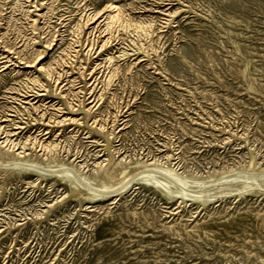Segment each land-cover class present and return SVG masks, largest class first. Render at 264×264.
Returning <instances> with one entry per match:
<instances>
[{
  "label": "rangeland",
  "instance_id": "rangeland-1",
  "mask_svg": "<svg viewBox=\"0 0 264 264\" xmlns=\"http://www.w3.org/2000/svg\"><path fill=\"white\" fill-rule=\"evenodd\" d=\"M0 126V264H264V0H0Z\"/></svg>",
  "mask_w": 264,
  "mask_h": 264
},
{
  "label": "bare ground",
  "instance_id": "bare-ground-1",
  "mask_svg": "<svg viewBox=\"0 0 264 264\" xmlns=\"http://www.w3.org/2000/svg\"><path fill=\"white\" fill-rule=\"evenodd\" d=\"M43 1V0H42ZM111 5V4H110ZM114 5V4H113ZM35 6V5H34ZM112 7V6H111ZM117 7V6H116ZM108 8V7H107ZM109 12V11H108ZM113 13H114V10H113ZM110 14V13H109ZM116 14V13H115ZM123 14V13H122ZM91 15V14H90ZM112 16H113V14H112ZM120 16V15H119ZM94 17V16H93ZM115 17V16H114ZM83 18V17H82ZM36 19V18H35ZM85 19V18H84ZM116 19H117V17H116ZM124 19V18H123ZM34 20V19H33ZM60 20V19H59ZM86 20H87V18H86ZM112 20V19H111ZM118 20V19H117ZM89 22V21H88ZM129 22V21H128ZM80 23V22H79ZM85 23H86V21H85ZM108 23H110V22H108ZM114 23V22H113ZM81 24V23H80ZM84 25V24H83ZM111 25V24H110ZM115 25V24H114ZM34 28V27H33ZM82 28V27H81ZM127 28V27H126ZM79 29V28H78ZM142 29H143V27H142ZM111 31V30H110ZM110 31H109V33H110ZM112 33V32H111ZM148 34V33H147ZM78 38V37H77ZM110 38V37H109ZM147 39V38H146ZM103 42V41H102ZM4 45V44H3ZM48 45V44H47ZM83 46V45H82ZM87 46V45H86ZM89 46V45H88ZM8 48V47H7ZM14 48V47H13ZM86 48V47H85ZM10 51V50H9ZM145 52V51H144ZM12 53H14V52H12ZM84 54V53H83ZM68 55V54H67ZM16 56H17V54H16ZM123 56V55H122ZM11 57V56H10ZM20 57V56H19ZM13 58V57H12ZM23 58V57H22ZM19 59V58H18ZM25 61V60H24ZM35 61V60H34ZM33 61V62H34ZM65 61V60H64ZM32 63V62H31ZM30 63V64H31ZM7 64V63H6ZM33 64V63H32ZM16 65V64H15ZM4 66V65H3ZM84 67V66H83ZM44 68V67H43ZM46 68V67H45ZM44 68V69H45ZM49 68V67H48ZM51 69V68H50ZM117 69V68H116ZM34 70V69H33ZM118 70V69H117ZM52 71V70H51ZM114 71H116V70H114ZM49 72V71H48ZM54 72V71H53ZM56 72V71H55ZM83 72V71H82ZM111 72V71H110ZM59 73V72H58ZM89 73V72H88ZM115 73V72H114ZM51 74V73H50ZM50 74H48V75H50ZM60 74V73H59ZM82 74V73H81ZM109 74V73H108ZM113 74V73H112ZM87 75V74H86ZM54 76V75H53ZM52 76V77H53ZM60 76V75H59ZM37 77H39V76H37ZM51 77V76H50ZM58 77V76H57ZM111 77V76H110ZM58 79V78H57ZM56 80H54V82H55ZM59 81V80H58ZM74 81V80H73ZM71 83V82H70ZM37 84V83H36ZM43 85V84H42ZM54 85H55V83H54ZM70 85V84H69ZM74 86V85H73ZM32 87V86H31ZM30 87V88H31ZM36 87V86H35ZM43 87V86H42ZM33 88V87H32ZM57 88V87H56ZM55 88V89H56ZM63 88V87H62ZM46 89V88H45ZM58 89V88H57ZM30 90V89H29ZM32 90V89H31ZM78 90V89H77ZM44 92V91H43ZM54 93V92H53ZM24 94V93H23ZM75 94V93H74ZM67 96V95H66ZM35 97V96H34ZM39 98V97H38ZM66 99V98H65ZM25 100V99H24ZM30 101V100H29ZM89 101V100H88ZM31 102V101H30ZM29 106V105H28ZM74 106V105H73ZM91 106V105H90ZM25 107V106H24ZM59 107V106H58ZM62 107V106H61ZM76 107V106H75ZM16 108V107H15ZM85 108V107H84ZM26 109V108H25ZM57 109V108H56ZM60 111V110H59ZM17 113V112H16ZM21 114V113H20ZM41 114H43V113H41ZM62 116V115H61ZM93 117V116H92ZM62 118V117H61ZM95 118V117H94ZM45 121H47V120H45ZM55 121V120H54ZM78 121V120H77ZM97 121V120H96ZM48 122V121H47ZM60 122V121H59ZM98 122V121H97ZM93 125V124H92ZM99 126V125H98ZM1 127V126H0ZM1 130V129H0ZM43 131V130H42ZM50 131V130H49ZM15 132V131H14ZM7 137V136H6ZM3 139V138H2ZM32 140V139H31ZM19 141V140H18ZM34 141V140H33ZM27 142V141H26ZM31 142V141H30ZM19 143V142H18ZM22 143V142H21ZM20 143V144H21ZM41 143V142H40ZM51 143V142H50ZM56 143V142H55ZM15 144V143H14ZM39 144V143H38ZM42 145V144H41ZM39 146V145H38ZM51 146V145H50ZM5 147H6V145H5ZM8 147H10L9 145H8ZM16 147V146H15ZM22 147H23V145H22ZM56 148V147H55ZM60 148V147H59ZM46 149V148H45ZM16 150V149H15ZM49 150H50V148H49ZM17 152V151H16ZM19 152V151H18ZM19 163H21V162H19ZM18 163V164H19ZM3 164H7V165H16L17 163L16 162H8V163H3ZM25 164V163H24ZM28 165V164H27ZM32 165V164H31ZM43 168V167H42ZM146 168V167H145ZM41 169V168H40ZM147 169H150V167L149 168H147ZM152 169H154V168H152ZM70 169L68 168V167H66V166H59V167H56V168H54L53 169V172H57V173H65L66 175H68V176H70V177H72L75 181H77L81 186H83L84 188H86V189H88V190H90V191H93V192H102V193H106V194H109V193H113V192H116L117 190H119L120 188H122V187H124L127 183H129L132 179H136L137 177H140V174L139 173H134V174H132V175H130L123 183H120V184H117V185H114V186H112L111 188H105V189H102V188H98V187H95L94 185H92V184H90L89 182H87V181H85L84 179H82V178H79V177H77L76 175H74L71 171H69ZM43 172V171H42ZM199 181H201V180H199ZM192 183V182H191ZM202 183H204V182H202ZM193 185H194V183H192ZM197 185V184H196Z\"/></svg>",
  "mask_w": 264,
  "mask_h": 264
}]
</instances>
